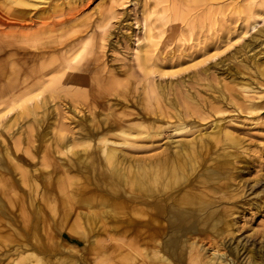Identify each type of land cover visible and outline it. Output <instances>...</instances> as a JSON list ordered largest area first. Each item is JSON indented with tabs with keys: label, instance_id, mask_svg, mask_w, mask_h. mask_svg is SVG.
Returning <instances> with one entry per match:
<instances>
[{
	"label": "rangeland",
	"instance_id": "1",
	"mask_svg": "<svg viewBox=\"0 0 264 264\" xmlns=\"http://www.w3.org/2000/svg\"><path fill=\"white\" fill-rule=\"evenodd\" d=\"M24 2L0 0V92L26 60L63 63L52 76L75 81L52 85L35 114L0 104V164L18 191L9 207L21 213L23 195L31 228L45 216L52 237H0V264H201L215 249L264 264V0ZM172 151L201 157L199 170L231 160L210 190L219 234L169 221L170 197L204 188L196 174L160 197L125 182Z\"/></svg>",
	"mask_w": 264,
	"mask_h": 264
},
{
	"label": "bare ground",
	"instance_id": "2",
	"mask_svg": "<svg viewBox=\"0 0 264 264\" xmlns=\"http://www.w3.org/2000/svg\"><path fill=\"white\" fill-rule=\"evenodd\" d=\"M24 1L15 0L16 3L27 4V2ZM13 18H15V20H19L23 17L20 18V16H17ZM0 22L2 21L0 20ZM2 23L6 24L8 21L4 20ZM253 26H255V24H253ZM43 28H45V26H43ZM51 29L54 30V28ZM29 34L31 33L22 32L20 33V36L28 39ZM36 35L40 37V33L37 32ZM43 39L44 38L42 37L39 39L40 46L37 45L39 51H37V48L34 51L38 55L41 54L40 57L44 56L47 52L45 50L47 47L43 46ZM22 42L28 43V41ZM20 46H22L23 49L21 50V48L16 47L17 51H23V56L28 59V57H26L27 52H33V50L24 45ZM26 62L27 60L23 62L24 64L22 67L14 66L10 68V73L12 74L10 85L8 89L0 92V104H4V108L2 109L3 114L15 110L17 111L15 112L17 115L27 116L29 114H35L37 113V109L46 103V92L52 85L58 84L62 81H75L72 76L63 78L62 73L52 76L53 74L60 72L64 66L63 63H59L57 60V63L54 62L57 65L52 62L48 64L43 61L38 64L33 63L31 65ZM68 62H70V60H68L67 63ZM7 95L10 97L5 98ZM101 140L108 141L107 138H102ZM70 144L71 143L68 145ZM188 147L190 149V145H188ZM191 150L194 151L193 148ZM182 151H172L155 161L150 160L151 163H141L134 169V175L132 177L129 175L131 170L129 171L126 179L125 174L119 172L115 173H119L118 177H120V179H125V182H128L130 186L136 188V190L145 197L153 196V194L160 197L163 194L172 192L173 190L175 191L176 187H180V185H182L190 176L196 174L195 177L196 180L198 179V186H203L204 188H180L175 196L170 197L169 221L175 226H181L183 224L196 225L200 227L209 226L213 233L219 234V232L223 229L222 225L224 223V218L221 216L219 208L215 207V198L211 195L210 190L214 189L211 187V184L218 182L225 177L224 171L229 166L231 160L228 159L223 162L214 161L211 165L199 170V166L202 165L200 160L201 157L199 158L198 155L191 154L192 152L190 151L184 153ZM5 153H8V151L6 150ZM115 156L116 152L110 150L108 158L111 162H113ZM12 170L13 168L9 163L0 164V237L8 240L18 239V237H29V240L33 238L36 241L49 240L52 237L49 234L50 230L47 223L48 221L46 222L45 220V216L42 217V221L37 219L32 228L29 225L32 219L25 213V210L28 211L29 207L28 204H25L23 195L20 197L21 213L13 212L10 209L9 206L12 204L11 199L18 192L16 190V183L12 181L9 176ZM198 170L200 172L196 173ZM49 185L52 188V182H49ZM208 187H211V189ZM60 200H62V205H64L63 198H60L59 200L57 198V200H55L56 209ZM18 203L19 202H17V204ZM31 203L32 200L29 201L30 205ZM38 211L42 215V210L40 208ZM152 218L153 217H151V219ZM39 229L41 235L37 232ZM28 231L30 232L28 233ZM42 232H45V234ZM24 241L26 244L30 242L28 239ZM170 241L171 245L172 243L177 244L175 239H170ZM25 250H27V248ZM200 254L201 252L198 250V256ZM38 257H36V259H38ZM36 259L32 260L30 264H39ZM230 261L235 264V259L231 255L218 252V250L215 249V251H213L210 255H204V259H201V264H231ZM15 264L17 263L15 262Z\"/></svg>",
	"mask_w": 264,
	"mask_h": 264
}]
</instances>
